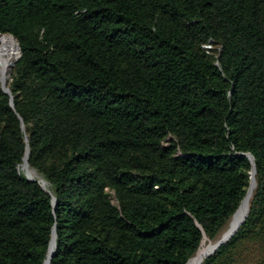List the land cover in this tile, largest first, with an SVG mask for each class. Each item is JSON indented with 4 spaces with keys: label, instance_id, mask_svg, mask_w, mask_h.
Listing matches in <instances>:
<instances>
[{
    "label": "trees",
    "instance_id": "obj_1",
    "mask_svg": "<svg viewBox=\"0 0 264 264\" xmlns=\"http://www.w3.org/2000/svg\"><path fill=\"white\" fill-rule=\"evenodd\" d=\"M0 34V264L54 230L50 264H187L253 168L201 264H264V0H0Z\"/></svg>",
    "mask_w": 264,
    "mask_h": 264
},
{
    "label": "bare ground",
    "instance_id": "obj_2",
    "mask_svg": "<svg viewBox=\"0 0 264 264\" xmlns=\"http://www.w3.org/2000/svg\"><path fill=\"white\" fill-rule=\"evenodd\" d=\"M19 54V46L16 39L10 34H0V77L2 80L7 81L9 68L12 66L15 58ZM24 167L29 168V164L24 160ZM254 173V172H253ZM255 177V173H254ZM45 188L48 189L47 183L44 179H40ZM252 187L249 189V192L246 194L243 202L241 203L240 208L237 209V214L233 222V226L226 234H223V237H227L239 226L242 220L245 218L249 210L250 197H251ZM234 217V216H233ZM218 241L210 245L202 244L196 254L190 258L187 264H201L203 259L213 250ZM52 246L54 247V241H52ZM50 258H48L44 264L49 263Z\"/></svg>",
    "mask_w": 264,
    "mask_h": 264
},
{
    "label": "water",
    "instance_id": "obj_3",
    "mask_svg": "<svg viewBox=\"0 0 264 264\" xmlns=\"http://www.w3.org/2000/svg\"><path fill=\"white\" fill-rule=\"evenodd\" d=\"M14 37V36H13ZM15 38V37H14ZM16 39V38H15ZM17 41V40H16ZM18 43V42H17ZM19 46V45H18ZM21 55V49H20V46H19V54L17 55V58L19 57ZM16 58V59H17ZM14 63L15 62H13V64H12V66L14 65ZM0 85L2 86V88L4 89V91L5 92H7V93H9L10 95H11V98H10V100H11V104L13 105V95L11 94V89L9 88V86L7 85V81L6 80H2L1 79V83H0ZM250 156V158L252 159V162H253V164H254V166H255V163H254V158H253V156H251V154L249 155ZM24 158H26V161L28 162V155H25V157ZM23 158V161L25 160ZM29 164V163H28ZM252 172H254L255 173V168H253V170H252ZM28 178H31V177H29V176H27ZM31 179H33V178H31ZM39 182L41 183V185L44 187V185L42 184V182H41V180H39ZM45 188V187H44ZM46 190H48L47 188H45ZM237 211V210H236ZM236 211H235V213H236ZM248 212H249V210H248ZM234 213V214H235ZM234 214L232 215V217H231V219L233 218V216H234ZM247 215H248V213L246 214V216H245V218L247 217ZM245 218L242 220V222L239 224V226L233 231V233H231L230 235H228L227 237H223V236H221L219 239H217V241H218V243L216 244V246L213 248V250L208 254V255H210V254H212V253H214L223 243H225V242H227L234 234H235V232L238 230V228L240 227V225L243 223V221L245 220ZM231 221V220H230ZM230 223V222H229ZM56 236H57V234H56V231L54 230V233H53V239H52V241H54V246H55V244H56ZM216 241V240H215ZM53 251H54V247L52 246V243H51V248H50V255H49V258L51 259V256H52V254H53ZM207 255V256H208ZM190 260V259H189ZM188 260V261H189ZM187 261V262H188ZM48 264H50V260H49V263Z\"/></svg>",
    "mask_w": 264,
    "mask_h": 264
},
{
    "label": "rangeland",
    "instance_id": "obj_4",
    "mask_svg": "<svg viewBox=\"0 0 264 264\" xmlns=\"http://www.w3.org/2000/svg\"><path fill=\"white\" fill-rule=\"evenodd\" d=\"M17 58V57H16ZM16 58H15V60H16ZM15 60H14V62H15ZM11 68H12V66L9 68V71H8V77H7V81H9V79H10V70H11ZM1 75V74H0ZM0 83H1V77H0ZM24 162V161H23ZM20 170H21V172H23L26 176H29V177H31V178H39L40 176H39V174L33 169V168H31L30 166H29V168L28 167H24L23 166V163L20 165ZM45 181V180H44ZM46 182V181H45ZM47 183V182H46ZM252 187V191H251V197H250V201H251V198H252V195H253V192H254V189H255V187H256V179H255V177H254V173L252 172V179H251V185L249 186V188H248V191H247V193L249 192V189ZM236 214H237V212H236ZM235 214V215H236ZM235 215H234V217L232 218V220L230 221V223L226 226V228L224 229V231H223V234H226L228 231H229V229H231L232 228V226H233V222H234V219H235ZM222 234V235H223ZM214 243V241H204L202 244H205V245H210V244H213Z\"/></svg>",
    "mask_w": 264,
    "mask_h": 264
}]
</instances>
